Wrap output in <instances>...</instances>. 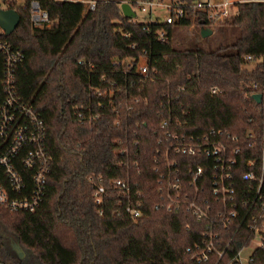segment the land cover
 Instances as JSON below:
<instances>
[{"label":"trees","instance_id":"16d2710c","mask_svg":"<svg viewBox=\"0 0 264 264\" xmlns=\"http://www.w3.org/2000/svg\"><path fill=\"white\" fill-rule=\"evenodd\" d=\"M123 1L136 0H97L89 11L81 3L43 0L49 26L34 28L29 11H19L18 25L5 36L23 52L15 69L16 88L44 120L51 169L34 211L12 212L0 205L2 264L217 261L213 254L197 262L187 252L200 240L204 222L185 212L152 208L157 198L150 168L159 149L157 112L170 104L193 133L214 127L243 137L247 128L261 129L264 101L256 102L250 90L254 82H264V68L260 63L246 68L243 58L264 52V2H241L235 15L216 22L203 12L187 11L166 24L130 22L121 12ZM192 23L193 29L203 24L229 29L233 40L216 48L187 43L180 27ZM144 27L166 30L167 40H157ZM143 51L152 71L143 81L134 73L124 76L115 66L117 60L138 58ZM213 86L218 88L215 93ZM89 105L99 114L91 124L78 116ZM124 149L127 154H121ZM134 161L139 172L132 167ZM98 175L107 187L100 205L89 181ZM125 176L137 180L143 191L145 213L138 219L122 213L120 196L109 186L111 179ZM252 237L246 227L223 226L221 244L228 245L217 264L228 263ZM12 242L24 250L23 256L14 252ZM252 258L251 264H264V248L255 249Z\"/></svg>","mask_w":264,"mask_h":264},{"label":"built area","instance_id":"2783aa9c","mask_svg":"<svg viewBox=\"0 0 264 264\" xmlns=\"http://www.w3.org/2000/svg\"><path fill=\"white\" fill-rule=\"evenodd\" d=\"M55 1L81 3L85 11L94 10L97 4V0ZM246 1L264 2L136 0L122 3H128L132 11L136 7L147 13L148 22L172 24L184 17L187 11L203 12L209 20L216 22L235 15L237 5ZM157 8L166 11L161 19L152 16ZM0 9H11L18 15L19 11H29V20L34 28L41 29L50 23L43 0H0ZM129 21L136 22V19L131 17ZM188 27L192 28L193 23ZM146 31L151 32L147 28ZM151 34L162 42L168 38L164 29ZM6 35L9 34L0 26V205L12 212H28L34 211L42 201L51 157L45 143L43 118L30 101L19 96L16 88L15 69L23 59V52L13 46ZM124 36L128 37L129 33ZM243 60L252 65L260 63L264 68V52L258 58L244 56ZM115 66L121 67L124 76L134 73L142 81L152 72L146 51L138 58L117 60ZM110 84L115 86L114 81ZM210 90L215 93L218 88L213 86ZM97 94L102 92L97 90ZM255 94L261 95L259 103L264 101V82L252 84L250 95L253 98ZM181 115L183 117L186 112ZM78 116L81 121L91 124L99 114L89 105ZM157 116L160 119L155 135L159 149L150 166L156 175L157 198L152 204L153 210L185 212L205 223L200 240L187 248L190 257L197 262H205L213 254L217 255L215 264L222 258L228 245L221 244L223 226L246 227L253 233L250 242L256 240L255 247L246 256L242 255L244 247L240 248L226 264H251L253 251L264 248V120L261 129L247 128L243 137H238L214 127L201 133L187 131L186 121L181 120L170 104L165 108L162 106ZM133 144L138 145V141L134 140ZM127 153L128 149L121 151V154ZM132 167L140 171L137 161ZM89 181L93 186L95 204H102L107 195L104 178L91 176ZM27 186L31 189L27 190ZM109 186L120 196L117 205L122 213L132 219L144 215L143 191L137 180L130 176L117 177L109 181Z\"/></svg>","mask_w":264,"mask_h":264},{"label":"rangeland","instance_id":"374dc122","mask_svg":"<svg viewBox=\"0 0 264 264\" xmlns=\"http://www.w3.org/2000/svg\"><path fill=\"white\" fill-rule=\"evenodd\" d=\"M134 13H135V19L137 21L141 22H146L149 19V15L147 13H142L140 12L136 7L133 8ZM166 13L165 10L157 8L153 11L152 16L153 17H159L160 19L162 18L161 15ZM183 29L185 36V41L187 43L196 41L197 43L211 47V48H216L217 46H220L222 44L230 43L233 40L234 34H231L229 29L220 31V29L217 27H212V33L206 37H202L200 35V27H197L193 29V27H180ZM244 67L246 68H251L252 64H244ZM256 245V240H253L250 242V244L246 247L243 248L242 250V255L246 256L248 255L253 248ZM12 249L14 250L15 253L21 254L23 253V249L16 243L12 242Z\"/></svg>","mask_w":264,"mask_h":264},{"label":"water","instance_id":"95a60500","mask_svg":"<svg viewBox=\"0 0 264 264\" xmlns=\"http://www.w3.org/2000/svg\"><path fill=\"white\" fill-rule=\"evenodd\" d=\"M120 9L122 14L127 17H135V13L132 11L130 5L128 3H122L120 5ZM19 23V15L17 12L11 9L7 10H2L0 9V26L4 29L6 34H10L13 32V30L16 28V26ZM212 33V29L206 25H201L200 27V35L202 37H206ZM253 98L256 102L261 101V95L260 94H255L253 95ZM23 256V254H20Z\"/></svg>","mask_w":264,"mask_h":264}]
</instances>
